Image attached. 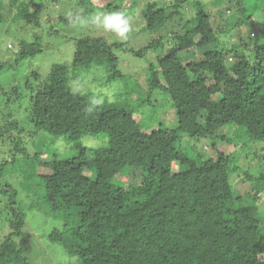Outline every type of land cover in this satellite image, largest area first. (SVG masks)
I'll use <instances>...</instances> for the list:
<instances>
[{
	"label": "trees",
	"instance_id": "16d2710c",
	"mask_svg": "<svg viewBox=\"0 0 264 264\" xmlns=\"http://www.w3.org/2000/svg\"><path fill=\"white\" fill-rule=\"evenodd\" d=\"M41 1L9 0L10 7L16 3L12 13L0 0V20L7 12L40 27ZM125 1L112 0L105 10L133 16L139 0ZM141 1L142 29L154 35L129 50L137 56L148 50L155 54L139 74L144 88L118 67L115 50L124 44L101 35L78 37L70 62L52 63L44 76L31 71L33 81L26 76L21 85L26 96L20 85L0 83V143L8 141L10 151L31 163L46 208L61 220V227L46 238L74 260L69 264H264V216L256 203L264 189V0L233 1L242 18L227 30L206 10L208 4L195 0L182 32L170 38L159 33L188 0H172L170 8ZM84 15L85 8L66 16L58 13L56 19L66 25ZM53 27L50 34L57 32ZM225 31L237 37L227 50L218 37ZM39 39L21 41L18 58L0 63V72L41 53ZM93 67L103 68L104 83L118 81L116 86L127 79L128 87L100 101L99 91L70 85L73 78L82 81ZM153 93L168 96L174 127L161 122L142 126L137 113L153 104ZM25 98V115L18 119V101ZM227 128L235 132L227 135ZM40 133L64 138L74 154L29 156L23 137ZM85 137H98L102 144L87 147L81 142ZM203 141L209 144L208 156L200 152ZM228 145H238L260 168L244 169L236 155L224 149ZM250 145L258 148L249 153ZM1 162L0 175L8 163ZM239 170L247 182L241 191L231 180ZM0 192L8 196L9 227L0 241V264H31V233L25 229L17 190L0 185Z\"/></svg>",
	"mask_w": 264,
	"mask_h": 264
},
{
	"label": "rangeland",
	"instance_id": "374dc122",
	"mask_svg": "<svg viewBox=\"0 0 264 264\" xmlns=\"http://www.w3.org/2000/svg\"><path fill=\"white\" fill-rule=\"evenodd\" d=\"M1 1H3L1 6L4 5L5 11L9 7L13 10L12 13L16 12L15 2L12 3V7H10L9 0ZM80 1L81 0H42L41 2L44 4L38 14L42 22L40 27H36L37 25H34L32 21H28V19H13L14 16L11 15L9 17L6 14L7 12L5 13V16L0 20V63L10 64L18 58L19 44L21 41L32 43L37 41V38H40L38 42L43 48V51L32 58L20 60L18 65H15L16 67L14 68L1 71L0 83L3 87L20 85L21 88L26 76L27 79L33 81V78L29 77L31 71L40 72L41 76H44L50 69L52 63H68L71 61L74 39L84 35H101L109 41H119L124 44L123 48L115 50L118 57V67L122 73L128 76L130 82L137 78L139 88H144L143 77L139 74L147 67L149 61L155 60V54L151 50H148L143 56H137L129 50V48L138 49L142 47L149 42L154 35L142 29V25L144 24V3L139 0L133 16H126L125 14L127 13H119L127 20V32L124 36H120L114 28H107L104 25L105 17L113 14L105 10V6L112 0H82L83 4L80 3ZM150 1L157 6H169L168 8H170V3L172 2V0ZM194 1L195 0H188V4L180 8L179 15L176 16L166 28L162 29L159 34H165L167 38H170L173 33L182 32V25L188 21L194 13ZM201 1L208 4L206 10L215 19L217 17V23L222 30L224 28L227 30L228 25H232L242 18L240 10L236 5H232L235 0ZM209 1H213L214 4H210ZM128 2L129 0H126L124 3ZM30 8L33 10L34 6H30ZM84 8L85 15L79 21L65 25L56 19L58 13L59 15L66 16L72 12H83ZM97 8H99V10H97ZM245 14H248V11H246ZM48 15H51V21L48 20ZM255 17L256 19L258 18L257 15H255ZM50 26H54L53 28L57 29L55 34L49 33ZM218 37L220 38L221 47L225 50L229 49L237 40L236 34L234 35V32L231 34V31L219 33ZM100 68H91L87 77L82 79V81L78 80V78L71 79L70 85L79 91H90L93 93L99 91L101 94L99 97L100 101L105 100V98L112 99L118 94V90L124 89L125 86L128 87L127 79L124 80V83L120 80L121 82L116 86L115 83L118 81L108 84L104 83L105 73L103 68ZM91 79L96 80L97 83L92 85L90 83ZM26 91L27 90L23 88L22 94ZM3 95L4 94H0V99H4ZM141 95L142 92L140 91L139 96ZM24 96L26 95L24 94ZM134 96H136V94H134L133 97ZM153 96L154 99L151 102L153 104L143 106L137 113L142 126L147 128L154 125V123L158 124L161 122L167 127H174L177 122L168 96L160 93H155ZM18 103H20L19 109L21 111L17 112L16 115L19 119V117L22 118V116L25 115L24 107L27 105L26 98L24 101H18ZM2 106L3 104L0 105V109H2ZM155 108L157 112L154 116ZM5 111H9V108H6ZM15 111L13 110V112ZM234 132L235 128H227L225 133L227 135H232ZM23 140L29 156H32L35 152L43 154L57 153L58 156H70L73 155L75 151L72 145L64 138L55 139L43 133L31 138L24 136ZM188 141L187 138L183 139L184 144L188 143ZM81 142L87 147H97L102 144V139L98 137H85L81 139ZM220 145L225 146V143H221ZM198 146L201 150L200 152H202L204 156H208L209 144L203 141L198 144ZM257 148V146L252 145L247 151L250 153V151ZM224 149L227 152H233L236 155L237 163L244 167V169L249 168L252 172H255L253 171L254 169L260 168V166L257 165V160L252 159L251 155H244V151L240 149L238 145H228ZM1 161L8 163L4 164L5 166L3 165L4 168L0 175V185H9L17 190L16 200L21 201L20 208L25 213V229L31 233V264L72 263L74 260L67 256L61 246L50 242L46 238V234L50 230L61 227V220L54 217L46 208L40 196L42 194V189L38 186V178L33 174L29 160L19 153L14 154L13 151H10V144L8 141H3V144L0 143V163H2ZM85 174L91 179L94 177L89 171H85ZM231 180L235 188L239 191L247 186V182L244 181V173L241 170L231 174ZM7 200L8 196L0 192V241L3 240L4 235L9 231L6 222L8 217L6 209ZM256 203L259 205L261 215L264 216V189L260 191Z\"/></svg>",
	"mask_w": 264,
	"mask_h": 264
},
{
	"label": "clouds",
	"instance_id": "9594fccd",
	"mask_svg": "<svg viewBox=\"0 0 264 264\" xmlns=\"http://www.w3.org/2000/svg\"><path fill=\"white\" fill-rule=\"evenodd\" d=\"M104 25L107 28H114L120 36H124L127 32V20L119 13H113L105 17Z\"/></svg>",
	"mask_w": 264,
	"mask_h": 264
}]
</instances>
